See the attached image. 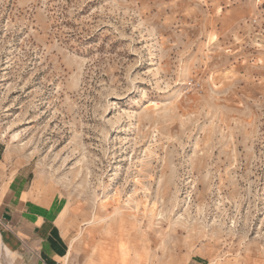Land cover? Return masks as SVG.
I'll return each mask as SVG.
<instances>
[{
  "label": "rangeland",
  "instance_id": "1",
  "mask_svg": "<svg viewBox=\"0 0 264 264\" xmlns=\"http://www.w3.org/2000/svg\"><path fill=\"white\" fill-rule=\"evenodd\" d=\"M0 147L79 262L264 264V0H0Z\"/></svg>",
  "mask_w": 264,
  "mask_h": 264
},
{
  "label": "crops",
  "instance_id": "2",
  "mask_svg": "<svg viewBox=\"0 0 264 264\" xmlns=\"http://www.w3.org/2000/svg\"><path fill=\"white\" fill-rule=\"evenodd\" d=\"M30 173L20 168L10 175L0 147V248L9 264H94L75 257L64 208L30 182ZM121 257L125 262L127 252ZM142 258L136 253L131 264Z\"/></svg>",
  "mask_w": 264,
  "mask_h": 264
}]
</instances>
